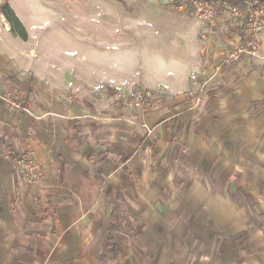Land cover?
<instances>
[{
    "label": "crops",
    "instance_id": "crops-1",
    "mask_svg": "<svg viewBox=\"0 0 264 264\" xmlns=\"http://www.w3.org/2000/svg\"><path fill=\"white\" fill-rule=\"evenodd\" d=\"M243 23L42 72L0 8V264H264V28ZM250 41L261 56L226 63L194 106L191 75ZM28 77L31 92L16 82ZM140 87L152 135L100 94ZM9 91L30 93V111L8 107ZM18 154L41 163L39 182Z\"/></svg>",
    "mask_w": 264,
    "mask_h": 264
},
{
    "label": "rangeland",
    "instance_id": "rangeland-1",
    "mask_svg": "<svg viewBox=\"0 0 264 264\" xmlns=\"http://www.w3.org/2000/svg\"><path fill=\"white\" fill-rule=\"evenodd\" d=\"M176 1L0 0V8L4 4L9 5L13 13L24 24L27 36L26 39L18 38V43L23 48L25 60L32 53V55L40 58L41 62L39 64L42 72L48 70L47 66L54 64L56 69L63 73L68 69L80 71L82 70L81 65L95 63L97 57L101 58L106 55L109 56L108 59L111 61L113 48L119 47L123 50L130 46L138 48L146 44L161 48L172 44V42L176 45L183 38L191 37L192 33H197L199 38H203V34L207 37L210 32L211 35H214L217 31H224L222 23L228 25L229 20L232 19L230 14L232 8L216 11L214 7L216 19L219 20L220 26H217V20L214 25H211L196 15V3L208 1L194 0L192 12H188L185 4L177 5ZM251 4L258 5L260 3L256 0H245L243 6L234 7L247 9ZM242 22L234 21L233 23ZM245 25L249 29L248 24ZM126 54H129V52L126 51ZM28 69L26 70L30 72L31 69ZM29 78L31 77L25 79ZM137 89L143 88L132 90ZM7 93L13 99L20 100L22 105H28V107L32 105L28 101L30 93H20L21 95L13 91ZM152 103L151 100V105L143 115L151 128L153 127L149 124L146 114L152 108ZM119 107L125 108L132 115L136 129L142 136L154 133V128L152 133H147L136 123L140 119L137 113L129 111L123 105ZM140 208V206L135 207L137 210ZM108 226H110V230L113 229V225ZM126 226L128 228L126 232H129L132 228H135V223L131 222ZM119 230L117 233L119 232V234L126 237V232L121 226ZM128 237L127 241L130 240ZM112 242L109 240L106 250H112ZM117 247L121 253L128 250L124 243ZM101 260L102 263L100 264H113L112 261L109 262V260L103 259L102 255Z\"/></svg>",
    "mask_w": 264,
    "mask_h": 264
},
{
    "label": "built area",
    "instance_id": "built-area-1",
    "mask_svg": "<svg viewBox=\"0 0 264 264\" xmlns=\"http://www.w3.org/2000/svg\"><path fill=\"white\" fill-rule=\"evenodd\" d=\"M196 15L203 21L214 25L216 22V11L212 4L208 2L196 3ZM239 7H232V21H244L249 26V32L255 33L264 28V3L258 5L251 4L246 10ZM243 54H248L252 57H260L259 46L255 41H250L247 45L237 44L235 50L227 56L223 62L216 63L211 67L204 68L199 72L191 75L192 86L187 92L188 97L192 100L194 106L201 104L203 94L206 91V86L210 79L215 75L222 73L223 66L231 60L239 59ZM100 94H108L115 105L125 106L129 111H134L140 118L136 123L140 125L142 130L147 133H152L153 128L149 127L143 115L151 105L152 92L148 88L137 90H124L120 88L102 89ZM6 105L12 109L20 111H30L28 105H22L20 100L13 99L10 94L6 93L2 96ZM21 172L30 180L39 182L42 176V165L34 160L30 155L18 154L13 158Z\"/></svg>",
    "mask_w": 264,
    "mask_h": 264
},
{
    "label": "trees",
    "instance_id": "trees-1",
    "mask_svg": "<svg viewBox=\"0 0 264 264\" xmlns=\"http://www.w3.org/2000/svg\"><path fill=\"white\" fill-rule=\"evenodd\" d=\"M193 1L194 0H177L176 4L181 5V4H185L187 7L188 12H192L193 9ZM202 1H208L210 3H212V5L216 8V11H221V10H225V9H229L234 7V6H243L245 0H202ZM258 3H264V0H256ZM1 11L3 14L6 15V18L8 19V21H10L14 27H19V35L20 37H22L23 39H26V31L25 28L22 24V22L19 20V18L13 13L11 7L7 4H4L1 7ZM32 79H24L22 81L17 80L16 82L18 84H20L22 86V88L28 92H31V87H30V83H31ZM103 256V255H102Z\"/></svg>",
    "mask_w": 264,
    "mask_h": 264
}]
</instances>
